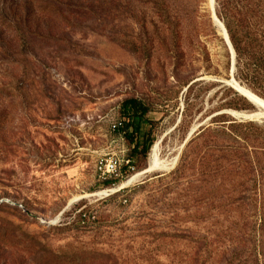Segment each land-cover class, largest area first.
Instances as JSON below:
<instances>
[{"label":"rangeland","instance_id":"1","mask_svg":"<svg viewBox=\"0 0 264 264\" xmlns=\"http://www.w3.org/2000/svg\"><path fill=\"white\" fill-rule=\"evenodd\" d=\"M213 11L224 25L217 0H0V264H264V119L219 120L248 138L231 153L200 136L227 104L256 113ZM129 99L179 159L104 194L149 167L99 178L132 150L113 132Z\"/></svg>","mask_w":264,"mask_h":264},{"label":"trees","instance_id":"2","mask_svg":"<svg viewBox=\"0 0 264 264\" xmlns=\"http://www.w3.org/2000/svg\"><path fill=\"white\" fill-rule=\"evenodd\" d=\"M217 3V15L224 22L235 53V80L264 99V0H217ZM234 94L239 98L236 92ZM225 107L226 111L244 110L242 106L235 104H227ZM120 113L123 120H118L119 126L113 132L120 134L123 140L128 141L132 146V150L124 159L130 161L134 167V156L147 158L153 146V140L144 132V127L149 124L147 118L149 109L141 101L129 99L122 103ZM226 115L222 114L213 118V123L222 122V125L218 124L220 128H204L200 134L201 137H207V140L215 143V146L208 148L212 149V152L231 153V145L225 143H238L241 138L245 141L248 139L234 130L242 125L236 120L228 117L229 120L219 121L227 118ZM210 157L211 154L203 156L200 165L203 167ZM123 171L126 174L128 169L124 167ZM171 174L173 176L176 173ZM117 181L120 180H107L104 184L112 188L121 184ZM144 187L143 185L140 189Z\"/></svg>","mask_w":264,"mask_h":264},{"label":"bare ground","instance_id":"3","mask_svg":"<svg viewBox=\"0 0 264 264\" xmlns=\"http://www.w3.org/2000/svg\"><path fill=\"white\" fill-rule=\"evenodd\" d=\"M209 2H210L211 7L213 8L214 7V0H209ZM213 17H214V21H215L217 27L219 28L220 34L225 39V42H227L229 44V38H228L227 31H226L224 25L219 21V19L216 17V15L214 13H213ZM231 52H232V57L234 58L235 54H234L232 48H231ZM227 84L231 88H233L240 96L244 97L249 103H251L256 108L255 114H248L245 112H229V114H231L234 118H236L238 120H261V119H264V100L263 99L258 97L256 94H254L251 90H249L245 86H242L240 83H238L233 78H231L229 81H227ZM194 132H195V129L191 132L189 137ZM189 137L187 138V141H188ZM158 148H159V144H157L154 147L153 152L151 151L152 154H151L150 159H149L150 160L149 167H147L146 170H144L143 172L139 173L138 175L132 177L131 179H129L124 184H122L116 190H110V191H106L103 193L107 194L108 192H110V193L113 192L112 194H114L118 191H121L122 189H124L125 187L132 184L138 177H140L141 175H143L145 173L159 172V171L164 172V171L172 170L176 166V163L179 159V156H177L170 164L169 163H162L161 160L159 159ZM101 195H102V193H101Z\"/></svg>","mask_w":264,"mask_h":264},{"label":"built area","instance_id":"4","mask_svg":"<svg viewBox=\"0 0 264 264\" xmlns=\"http://www.w3.org/2000/svg\"><path fill=\"white\" fill-rule=\"evenodd\" d=\"M119 124L113 126V130L117 129ZM126 167L129 170H133L130 161L125 160L124 158L112 157L108 160H104L98 165L97 171L99 178L101 180H123L124 171L123 168Z\"/></svg>","mask_w":264,"mask_h":264},{"label":"water","instance_id":"5","mask_svg":"<svg viewBox=\"0 0 264 264\" xmlns=\"http://www.w3.org/2000/svg\"><path fill=\"white\" fill-rule=\"evenodd\" d=\"M213 13L216 15L215 11H213ZM226 31H227V30H226ZM227 35H228V33H227ZM228 38H229V36H228ZM225 43H226V46H227L228 50L230 51V54H231V57H232L231 48L233 49V47H232V44H231V42H230V39H229V44H228L227 42H225ZM233 52H234V50H233ZM234 54H235V53H234ZM231 60H232V62H231V72H230V77L233 78V79H235V77H234V73H235V56H234V58L232 57ZM222 114H227V115H230L231 117H233V116H232L231 114H229L227 111H224V112H222V113H220V114H217V115H215V116L222 115ZM215 116H213V117H215ZM213 117H212V118H213ZM233 118H234V117H233ZM193 135H194V133L189 137L188 141H187L186 143H184V146L190 141V139L192 138ZM184 146H183V147H184Z\"/></svg>","mask_w":264,"mask_h":264}]
</instances>
